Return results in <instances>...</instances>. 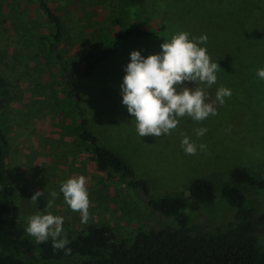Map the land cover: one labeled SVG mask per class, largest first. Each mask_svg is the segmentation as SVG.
<instances>
[{
  "label": "rangeland",
  "instance_id": "374dc122",
  "mask_svg": "<svg viewBox=\"0 0 264 264\" xmlns=\"http://www.w3.org/2000/svg\"><path fill=\"white\" fill-rule=\"evenodd\" d=\"M45 1L63 25L56 43L45 38L54 30L36 0H0V77L4 81L0 127L8 146L5 165L13 190L17 239L37 244L25 228L28 218L38 212L62 216L67 236L82 233L89 224L107 225L118 237H132L139 228L176 226L173 218L152 211L146 200L175 196L190 202L189 185L196 179H207L215 195L211 204L184 210L188 225L196 230H215L234 222L235 209L220 193L224 185L240 189L246 204L264 214V192L231 179L236 168L254 178L264 177V80L257 76V69L264 67V0H140L134 5L121 0ZM117 17L159 34L122 42L90 75L82 77V58L110 43L118 30L111 21ZM181 31L188 32L189 38L208 37L201 46L220 67L217 83L205 86L211 99L220 86L229 88L232 95L223 106L216 105L215 116L202 122L186 116L170 135L141 138L122 105L124 69L132 51L145 58L158 54L163 41ZM68 82L88 129L128 163L134 179L145 182V201L140 187L129 186L112 170L97 168L77 135L80 119L66 94ZM186 86L194 84L186 82ZM200 127L207 132L197 137L195 129ZM184 135L197 146L205 144L206 150L198 147L196 155H186L180 146ZM80 175L87 178L91 202L86 222L68 208L59 191L63 181ZM36 191L44 196L34 203L31 197ZM53 192L57 196L47 209ZM255 231L257 246L264 248V224ZM32 255L38 257L36 251L18 257Z\"/></svg>",
  "mask_w": 264,
  "mask_h": 264
},
{
  "label": "trees",
  "instance_id": "16d2710c",
  "mask_svg": "<svg viewBox=\"0 0 264 264\" xmlns=\"http://www.w3.org/2000/svg\"><path fill=\"white\" fill-rule=\"evenodd\" d=\"M42 13L53 27V32L46 39L59 42L63 32L60 18L48 6L45 0H36ZM140 0H121L132 5ZM112 26L118 27L110 43L101 52L92 53L82 58L80 71L82 77L91 74L99 61L112 55L120 44L128 39L153 38L158 31L142 28L137 22L126 24L121 18H114ZM54 43H52L54 45ZM57 59H60L56 55ZM4 81L0 77V91ZM66 94L77 108L79 125L78 137L90 152L100 170H112L133 187L145 188V182L134 179V173L128 163L118 154L103 146L88 129L87 119L79 108L72 83L66 85ZM1 106V101H0ZM8 146L5 133L0 127V264H264V248L257 246L256 227L264 224V214H258L247 203L244 193L235 186L224 185L221 196L235 209L234 222L217 229H195L188 225L186 208H199L202 204L214 201V188L207 179H196L189 185L190 202L184 198L163 196L146 200V205L161 216L173 218L176 226H164L160 229H137L132 237H118L107 225L89 224L75 236H67L71 248L54 250L52 241L31 244L12 237L15 220L13 190L9 185L5 158ZM231 179L236 184H243L251 189L264 192V177L254 178L241 168L231 172ZM249 205V206H248ZM37 252L38 257L21 259L19 254Z\"/></svg>",
  "mask_w": 264,
  "mask_h": 264
},
{
  "label": "clouds",
  "instance_id": "9594fccd",
  "mask_svg": "<svg viewBox=\"0 0 264 264\" xmlns=\"http://www.w3.org/2000/svg\"><path fill=\"white\" fill-rule=\"evenodd\" d=\"M188 32L174 34L170 40L160 45L158 54L146 58L139 51H132L130 62L124 69L125 75L121 84L122 105L135 122V130L143 137L159 138L170 135L180 122V118L189 117L195 122H202L209 116L217 115L216 105L223 106L225 98H230L232 92L225 86H220L215 99L212 100L205 90L217 83L216 73L219 64L213 62L207 53L206 34L189 38ZM257 76L264 80V67L257 69ZM187 83L194 87L186 86ZM207 129H195L197 137L206 134ZM181 148L186 155H196L206 150L205 144L197 146L187 135L181 140ZM63 200L73 212H78L82 222L89 219L91 202L87 188V178L83 175L68 178L59 189ZM44 196L43 191H36L32 202ZM57 193H52V200L46 204L47 209L53 207ZM64 218L38 212L27 220L25 233L37 243L52 241L54 250H65L70 254V241L63 229Z\"/></svg>",
  "mask_w": 264,
  "mask_h": 264
},
{
  "label": "water",
  "instance_id": "95a60500",
  "mask_svg": "<svg viewBox=\"0 0 264 264\" xmlns=\"http://www.w3.org/2000/svg\"><path fill=\"white\" fill-rule=\"evenodd\" d=\"M65 75H66V73L63 72V77H65ZM5 164H6V158H5ZM140 197H141V199H142L143 201H145V197H146V196H145L144 188H143V187H140ZM10 209H11V211H13V210H14L13 206H12ZM12 237H13L14 240L17 239V235H16L15 230L13 231Z\"/></svg>",
  "mask_w": 264,
  "mask_h": 264
}]
</instances>
